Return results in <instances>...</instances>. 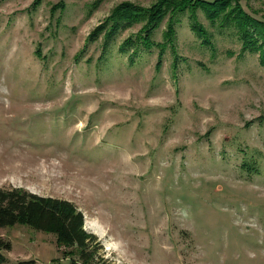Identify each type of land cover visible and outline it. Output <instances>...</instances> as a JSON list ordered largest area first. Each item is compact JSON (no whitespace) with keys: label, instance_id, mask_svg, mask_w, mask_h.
<instances>
[{"label":"rangeland","instance_id":"1","mask_svg":"<svg viewBox=\"0 0 264 264\" xmlns=\"http://www.w3.org/2000/svg\"><path fill=\"white\" fill-rule=\"evenodd\" d=\"M96 1L0 0V188L73 203L96 241L88 264H264L258 52L192 0L151 34L161 58L134 41L137 19L105 46L91 36L119 6L157 0ZM216 1L264 25V0ZM0 239V264H83L26 226Z\"/></svg>","mask_w":264,"mask_h":264},{"label":"trees","instance_id":"2","mask_svg":"<svg viewBox=\"0 0 264 264\" xmlns=\"http://www.w3.org/2000/svg\"><path fill=\"white\" fill-rule=\"evenodd\" d=\"M39 0H35V4ZM187 0H157L153 5L146 8H135L127 3L118 7L117 14L114 19H107L103 25L98 26L91 36V40H95L100 34H104V45L110 43V39L115 36L119 29H126L139 20L144 23L145 27L139 31L134 41L141 43L143 48L150 49L156 47L159 49V58L165 49V43L154 44L150 40L151 34L157 29L162 19L167 13L174 11L183 12L179 9V3L187 4ZM101 3V0H97ZM192 11L200 9L205 16L209 17L218 28L235 27L237 35L241 41L242 52H258L259 62L264 67V25L255 20H249L245 16L225 18L220 15L221 12L214 13V9H218L221 3L216 0H192ZM56 7H54L55 9ZM135 8V9H134ZM53 9V10H54ZM178 9V10H177ZM136 11V16L134 14ZM173 11V12H172ZM229 13V12H228ZM192 30L196 36L202 40L204 44H209L210 37L201 25L195 23ZM192 24V23H191ZM171 26L167 32H164L166 38ZM263 35V36H262ZM168 39V38H167ZM133 43L132 39H127L126 46ZM157 62L156 68H159ZM16 225L26 226L34 231L49 233L55 236L56 245L59 248H75L77 257L83 264H88L95 259L96 250L90 249L95 244V238L91 234H87L84 229V219L80 211L75 205L69 201L43 197L34 193H30L20 188H0V228L14 227ZM9 251L10 244L0 239V251ZM3 257L0 255V261Z\"/></svg>","mask_w":264,"mask_h":264},{"label":"bare ground","instance_id":"3","mask_svg":"<svg viewBox=\"0 0 264 264\" xmlns=\"http://www.w3.org/2000/svg\"><path fill=\"white\" fill-rule=\"evenodd\" d=\"M90 229H91V230H94V232L98 233V228L96 227V225L91 224ZM90 229H89V230H90ZM98 234H99V233H98Z\"/></svg>","mask_w":264,"mask_h":264}]
</instances>
